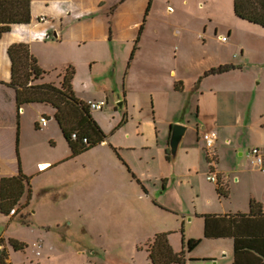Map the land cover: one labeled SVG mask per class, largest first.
Instances as JSON below:
<instances>
[{
	"label": "crops",
	"instance_id": "0c3cea01",
	"mask_svg": "<svg viewBox=\"0 0 264 264\" xmlns=\"http://www.w3.org/2000/svg\"><path fill=\"white\" fill-rule=\"evenodd\" d=\"M30 1L31 21L13 23L11 29L0 37V174L18 173L21 160L22 171L31 180L40 169L57 168L63 162L80 158L97 145L108 142L131 177L148 193V187L128 164L131 160L129 153L119 152V149H139L144 163L169 169L166 172L159 170L155 176L162 190L158 199L151 196L153 205L150 208L152 219L147 222L151 227L146 238L147 253L154 236L165 232L174 251L184 249L186 264L209 260L219 263L221 255L225 264H264V214L247 213L251 198L259 201L264 210V187L260 185L264 176L257 175L255 171L260 170L250 163L264 169L254 158L242 159L244 165L237 167L227 166L224 161L227 158H221L226 151L224 145L232 143L229 129L239 127V114H242L240 127L243 128L239 127L237 136L251 125L259 91L255 85L240 91L238 79L241 76L238 75L260 63L264 66V57L256 53L264 48L254 40L258 34L264 40V25L237 15L234 0H197V6L201 8L199 13L183 7L188 0ZM239 4L244 11H255L264 7V0H239ZM175 9L180 11V18L185 22L175 20ZM40 14H45L44 20L40 19ZM153 18L157 21L155 25H151ZM160 20L164 23L160 24ZM175 22L179 27L176 32ZM186 29L194 32L195 38L199 36L205 44L208 36L218 34L221 47L212 51L203 46L205 53L199 60L192 58L189 50L174 37L177 34V40L183 41ZM225 31L226 40H222ZM233 32L237 38L224 44ZM239 32H245L244 38L238 36ZM16 41L27 42L37 57L44 69L40 81L60 84L65 69L72 66L71 83L76 97L85 102L106 100L104 108L90 110L105 134L101 143L71 156L70 145L54 117L55 108L51 104L29 102L17 106L15 88L9 84L11 61L7 52L8 46ZM52 48L55 49L54 55L61 54L65 59L47 57L46 50ZM192 60L201 66L189 77L187 71ZM139 64L148 69L145 76L151 80L150 85L134 81ZM222 64L232 67L206 73ZM28 111L35 131L42 130L44 138L51 144L58 139L66 145L60 155L31 158L36 165L34 172L23 168L24 158L20 157L22 115ZM41 116L47 118L43 126L40 125ZM148 122L150 128L146 126ZM175 122L185 124L186 130L178 154L171 160L167 153ZM210 127L218 129L213 148L216 158H208L200 139L202 129ZM260 129L256 128L264 135V129ZM117 135L128 139L124 142L113 140ZM25 141L24 137L23 145ZM237 141L234 151L241 146L249 150L256 144V141L246 144L242 139ZM40 163H46V168H40ZM210 172L216 174L227 194L218 191V181L208 178ZM185 177L191 191L181 189L180 194L182 199L188 198L189 208L181 209L162 196L169 191L171 180L182 185ZM26 202L20 201L22 204ZM169 213L179 216L175 225L158 222L160 216ZM140 215L143 218L148 216L144 211ZM194 223L198 226L196 231L192 230ZM187 238L198 239V242L188 248Z\"/></svg>",
	"mask_w": 264,
	"mask_h": 264
},
{
	"label": "rangeland",
	"instance_id": "374dc122",
	"mask_svg": "<svg viewBox=\"0 0 264 264\" xmlns=\"http://www.w3.org/2000/svg\"><path fill=\"white\" fill-rule=\"evenodd\" d=\"M183 7L194 9L196 13L201 11V8L197 6V0H188ZM35 9L39 11V6ZM173 14L176 21L185 22L180 18V11L175 9ZM156 22L155 18L151 19V25H155ZM163 23L160 20V24ZM177 24V22L174 23V32L179 28ZM167 25L170 26V24ZM186 32L189 34L186 33L183 41L177 40L176 33L174 37L178 43H183L184 48L192 54V58L199 60L200 55L205 53L203 46H208L207 48L212 51L221 47L222 41L217 39L218 34L208 36L207 44H205L199 36L195 38V33L191 30L186 29ZM224 34L227 35L226 31ZM238 34L241 38L245 36V32ZM228 37L229 40L223 41L224 44L234 41L237 35L233 32ZM254 40L258 46L264 48L261 34H258ZM183 46L181 45L182 50ZM54 52L55 49L52 48L47 49L45 53L47 57L65 59V56L54 55ZM256 53L264 57V50L258 49ZM200 66L201 63L196 60L189 62L187 76L190 77ZM136 69L138 76L134 81L150 85L151 80L145 76L148 69L140 64L136 66ZM238 76H241L238 79L239 90L245 91L248 86L255 85L259 91V99L253 108L251 125L244 133L240 132L238 136L236 134L243 123L242 114H239V127L233 126L229 129L232 143L228 142L229 144L224 145L226 151L221 155V158H227L224 161L229 167L244 165L241 164L242 159L254 158V154L251 153L254 147L258 148L264 156V135L256 130V128L264 129L263 63L240 71ZM246 107L247 104L244 106L243 116ZM210 115L209 112L208 117ZM22 117L20 157L24 158L23 168L34 172L36 165L31 158L60 155L64 153L66 145L58 139H55V144H51L44 138L42 130L35 131L32 128L33 120L29 111ZM146 126L150 128V123L148 122ZM24 137L26 141L23 145ZM127 139L128 137L117 135L113 140L124 142ZM238 139H242L243 144L252 141H256V144L249 150L246 146H241L234 151L233 148L238 143ZM18 141L20 142L19 139ZM121 151L129 153L131 160L126 161L148 187V193H145L131 177L108 142L97 145L80 158L63 162L57 168L40 169L31 180L29 178L26 193L21 199L22 202L26 200L27 202L22 204L20 211L8 216L0 212V236H3V244L8 250L9 260L14 264H153L146 251V238L151 233V227L147 225L148 220L152 219L150 218L152 213L150 208L153 205L151 196L158 199L162 190L155 177L157 172L159 170L166 172L169 169L161 165L144 163L145 159L141 158L139 149H119L120 153ZM240 151H243V154H240ZM207 153L208 158H216L214 152L207 151ZM20 157L17 156V158ZM164 163L169 164L166 161ZM170 166L173 168V165ZM250 166L260 170L255 171L257 175L264 176V171L259 167L252 163ZM182 183L181 185L171 180L169 191L162 198L165 197L175 207L187 209L189 200L182 199L180 191L181 189L191 191V186L187 184L186 177ZM260 185L264 187V182H260ZM29 186L31 194H29ZM141 211L148 216L143 218L140 215ZM178 217L169 213L163 217L160 216L158 222L163 221L166 225L173 226ZM191 226L193 231L198 230L195 223ZM8 237H16L27 242V245L23 249L15 250L9 244ZM221 257L219 263L209 260L194 261L192 264H225V260Z\"/></svg>",
	"mask_w": 264,
	"mask_h": 264
},
{
	"label": "trees",
	"instance_id": "16d2710c",
	"mask_svg": "<svg viewBox=\"0 0 264 264\" xmlns=\"http://www.w3.org/2000/svg\"><path fill=\"white\" fill-rule=\"evenodd\" d=\"M234 10L237 15L264 25V7L260 10L244 11L240 8L239 0H234ZM30 0H0V37L9 31L13 23H28L31 21ZM11 61L9 84L15 88L17 106L29 102H46L55 108L56 118L68 144L71 148V156L90 149L105 139V134L93 119L90 109L85 101L80 100L74 94L71 79L74 74L72 66L65 69L60 84L50 81H40L44 75V69L32 53L27 42H12L7 48ZM228 64L212 67L211 71H224L231 68ZM77 133V138H72V133ZM87 136V141L83 137ZM170 158V154L167 153ZM29 176L22 171L19 160V172L12 175L0 174V212L4 215H13L20 211V203L23 194L29 184ZM218 191L227 194V190L221 186L218 180ZM29 186V194H31ZM252 215L264 214L259 201L250 199V209L247 212ZM8 242L15 250L23 249L27 242L16 237H8ZM198 239H189L188 248H192ZM3 244V236H0V245ZM148 255L153 264H186L184 249L174 251L165 232L157 233L148 247ZM0 264H14L9 260L6 247H0Z\"/></svg>",
	"mask_w": 264,
	"mask_h": 264
},
{
	"label": "built area",
	"instance_id": "2783aa9c",
	"mask_svg": "<svg viewBox=\"0 0 264 264\" xmlns=\"http://www.w3.org/2000/svg\"><path fill=\"white\" fill-rule=\"evenodd\" d=\"M40 19L44 20L45 19V14H40ZM222 39H226V35L222 36ZM86 104L88 105L90 110H97V109H102V107L106 104L105 99H98V100H87ZM47 122V118L45 116H41L40 118V125H45ZM218 135V129L216 127H210L207 129H202L200 133V139L204 142L203 145L205 149L209 152H213V148L215 147L216 139ZM72 138H77V133L73 132L72 133ZM83 141H87V136L83 137ZM251 153L254 154V160L256 163H258L262 169H264V156L262 153L259 152V149L254 147L251 149ZM208 178L210 180L218 181V177L214 172H210L208 175Z\"/></svg>",
	"mask_w": 264,
	"mask_h": 264
},
{
	"label": "water",
	"instance_id": "95a60500",
	"mask_svg": "<svg viewBox=\"0 0 264 264\" xmlns=\"http://www.w3.org/2000/svg\"><path fill=\"white\" fill-rule=\"evenodd\" d=\"M118 104L121 105L122 102L119 101ZM185 130H186L185 124L175 122L172 125L170 138H169V154L171 160H174L178 154L179 146L184 136Z\"/></svg>",
	"mask_w": 264,
	"mask_h": 264
},
{
	"label": "bare ground",
	"instance_id": "6f19581e",
	"mask_svg": "<svg viewBox=\"0 0 264 264\" xmlns=\"http://www.w3.org/2000/svg\"><path fill=\"white\" fill-rule=\"evenodd\" d=\"M46 163H40V168H46Z\"/></svg>",
	"mask_w": 264,
	"mask_h": 264
}]
</instances>
